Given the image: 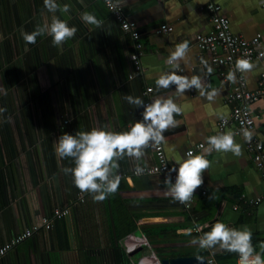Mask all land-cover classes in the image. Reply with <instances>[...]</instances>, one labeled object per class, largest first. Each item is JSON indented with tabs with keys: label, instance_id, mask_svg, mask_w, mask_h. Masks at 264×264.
Masks as SVG:
<instances>
[{
	"label": "crops",
	"instance_id": "obj_1",
	"mask_svg": "<svg viewBox=\"0 0 264 264\" xmlns=\"http://www.w3.org/2000/svg\"><path fill=\"white\" fill-rule=\"evenodd\" d=\"M114 1L122 6L125 16L140 30L144 70L129 78L133 71L132 62L120 42L114 45L118 50L113 53L114 63L110 61L113 80L106 75L107 68L102 58L100 65L106 77L103 83L106 92L104 97L100 95L98 108L87 110V131L94 127L126 131L130 124L142 120L143 108L128 104L124 99L127 95L152 102L157 96L174 92V85L169 90L157 89L155 79L169 70L166 57L180 42H189V52L181 61L182 71L177 74L189 77L203 75L200 71L203 53L196 47L195 39L197 34H206L212 29L205 10L208 0ZM218 2L235 33L245 38L259 37L264 44V0ZM75 4H78L77 0ZM164 25L171 28L170 32L159 31ZM208 63L213 73L205 78L206 83L219 90L214 101L200 96L195 89L173 97L183 111L175 117L178 126L164 133L163 147L169 163L177 168L179 165L175 160H182L193 144L205 142L208 136L215 135L218 121L228 116L233 108L227 98L237 82L231 83L226 79L230 71L222 76L217 66ZM252 63L255 67L245 73V77L249 88L256 90L264 73V58ZM148 87L153 88L150 96L144 93ZM251 109L256 116L255 133L264 145V99L254 102ZM226 132L234 133L243 155L237 157L232 153L215 151L207 155L211 166L202 174L203 183L195 191V201L190 210L166 195L167 186L162 175H132L134 162L128 157L119 161V173H130L131 176L121 178L115 194L100 202L94 201L90 194L84 204L76 203V191L70 188V177L62 168L50 178L37 177L39 175L36 176L30 165L32 158L26 154V167L17 176L16 185L10 189L9 182L6 183V195L0 197V249L26 228L34 223L40 224L43 217L48 216L44 215L48 205L54 209L59 205L71 206L72 212L65 218L68 229L39 230L4 255L0 253V264H163L164 259L197 255L207 260L209 255L215 264H236L239 257L236 253L218 248L201 250L191 243L192 237L209 231L216 222L237 229L249 228L253 246L259 251V244L264 242V204L251 206L241 197L264 194V176L251 158L243 136L235 133L234 126ZM202 152L203 149L197 154ZM154 156L155 148H147L139 165L151 164ZM202 190H206V194ZM54 209L52 219H55ZM196 225L200 226L201 232L193 231L192 237L178 233V230L195 228Z\"/></svg>",
	"mask_w": 264,
	"mask_h": 264
},
{
	"label": "trees",
	"instance_id": "obj_2",
	"mask_svg": "<svg viewBox=\"0 0 264 264\" xmlns=\"http://www.w3.org/2000/svg\"><path fill=\"white\" fill-rule=\"evenodd\" d=\"M57 2L71 5L69 13L56 15L78 29L62 51L52 45L51 36L26 44L20 35L21 28L31 32L37 24L51 21L53 14L44 8V0H0V108L6 109L0 114V197L6 195V183L10 189L16 185L26 167V154L32 158L30 165L37 177L50 178L60 168L74 166L71 158L57 157L54 142L65 133L87 131V110L98 108L100 95L104 97L106 92L100 62L103 58L106 75L113 80L110 61L118 50L114 48L117 42L134 69L130 57L137 41L122 29L102 0H77V5L75 0ZM84 12L101 20L102 28L84 23ZM67 176L77 197L80 190L71 175ZM53 209L48 205L44 215L51 218ZM52 221L51 230L68 229L65 218Z\"/></svg>",
	"mask_w": 264,
	"mask_h": 264
},
{
	"label": "clouds",
	"instance_id": "obj_3",
	"mask_svg": "<svg viewBox=\"0 0 264 264\" xmlns=\"http://www.w3.org/2000/svg\"><path fill=\"white\" fill-rule=\"evenodd\" d=\"M44 8L53 14L51 21L37 24L31 32L21 28L20 35L26 44H35L38 37L51 36L52 45L62 51L63 45L76 35L78 29L75 26H69L56 13H69L71 5L65 3L61 6L57 0H44ZM81 20L86 24L102 28V21L92 13L84 12ZM27 50L26 48L25 51ZM188 52V41L176 44L175 49L166 57L169 70L155 79L157 89L169 90L174 85V92L167 96H157L147 104L138 96L124 97L128 104L143 108V119L130 124L128 130L111 131L94 127L90 131H77L75 135L65 133L54 142L57 157L71 158L74 162V166L65 167L63 171L71 175L74 185L81 193L91 194L94 201L100 202L118 191L121 182L119 161L125 157L140 161L147 148L158 149L165 141L164 133L178 126L175 117L182 114L183 109L173 97L183 96L186 91L195 89L208 101L215 100L219 90L212 88L210 83H206L205 78L213 73V68L206 59L203 57L200 59L202 65L200 71L203 75L189 77L177 74L180 71L181 61L185 59ZM254 67L249 58H238L235 62L236 71H230L226 79L236 83V72L248 73ZM5 111V108H0V114ZM242 135L248 143H251L254 138V132L248 128L242 129ZM206 143V148L201 146L202 153L196 154L189 150L182 160H175L179 165L178 169L174 165L165 179L166 195L171 197L173 202L191 207L192 197L203 183L202 174L211 166L210 160L206 158L207 155L213 151L232 153L237 157L243 155L242 146L236 143L233 132H219L211 135L207 137ZM257 147H264V145L258 144ZM143 172L144 168L138 165L136 173L139 175ZM172 172L176 173L174 183L171 179ZM193 231L201 232L200 226L181 229L178 233L192 237ZM191 243L201 250L218 248L221 251L236 253L240 264H264V242L259 244L260 250L256 251L252 243V232L247 227L237 229L223 222H216L210 226L209 231L192 237ZM196 258L202 261L199 255Z\"/></svg>",
	"mask_w": 264,
	"mask_h": 264
},
{
	"label": "built area",
	"instance_id": "obj_4",
	"mask_svg": "<svg viewBox=\"0 0 264 264\" xmlns=\"http://www.w3.org/2000/svg\"><path fill=\"white\" fill-rule=\"evenodd\" d=\"M107 8L112 12L116 20L121 24L122 29L131 35V37L137 41L136 52L131 55V60L134 62V69L129 74V78H133L135 73L143 72L144 68L141 63V58L144 54V45L140 41V30L136 23L129 20L124 12L122 6L114 0H102ZM264 3V2H263ZM264 6V4H263ZM115 9V10H113ZM205 10L209 14L210 21L212 22V29L206 33H199L196 35L195 45L198 50L203 53V58L206 59L211 64L218 67L222 76L226 75V72H235V62L238 58H249L251 62L255 60H262L264 58V44L259 37L245 38L243 35L235 33L231 28V22L227 15L222 12V6L218 0H208L205 6ZM171 28L164 25L160 28V32H170ZM139 40V41H138ZM205 55V56H204ZM135 57V59H133ZM182 71V69H180ZM237 84L230 91L227 98V102L233 104L231 113L228 116L222 117L217 124V133L226 132L230 126H234L235 133L237 135H242V129L248 128L254 132V138L251 143L245 141L246 148L254 160L257 168L262 172L264 176V147L258 148L257 145H263L259 136L255 133V122L256 116L252 112L251 105L260 99H264V73L262 74L259 85L256 90H251L248 86L245 73L241 74L236 72ZM153 91L152 87H148L144 92L146 96H150ZM147 100L145 104L150 103ZM216 133V134H217ZM211 136V135H210ZM209 137V136H208ZM201 146H207L205 142H198L193 144L187 151L191 150L197 154V152L203 149ZM186 151V152H187ZM134 166L132 168V175L142 176V175H162L163 180L168 177L170 170L173 165L168 161L167 155L164 151L163 143L158 149H155V156L151 164L139 165V161L133 159ZM143 167V174H137V166ZM178 169V168H177ZM121 178L130 177V173H119ZM176 173H171V179L173 183L175 182ZM203 194H206V190H202ZM87 193L78 192L77 201L80 203H85L87 199ZM246 204L251 206H257L264 204V194L247 198L246 196L241 197ZM195 201V193L192 197L191 207H186L184 204L180 205L190 210ZM238 207L235 206V209ZM71 206L56 207L54 209V217H66L71 213ZM52 218L48 216L43 217L40 224L34 223L31 227L25 229L24 232L18 234L11 241L6 243L1 249V255H4L7 251L11 250L13 247L21 244L26 239L32 237L39 229L44 226L46 230L52 228ZM208 264H215L213 259L208 260ZM239 262V257L237 263Z\"/></svg>",
	"mask_w": 264,
	"mask_h": 264
},
{
	"label": "water",
	"instance_id": "obj_5",
	"mask_svg": "<svg viewBox=\"0 0 264 264\" xmlns=\"http://www.w3.org/2000/svg\"><path fill=\"white\" fill-rule=\"evenodd\" d=\"M202 261H198L196 257H179L174 259H164L163 264H207L208 260L201 257Z\"/></svg>",
	"mask_w": 264,
	"mask_h": 264
},
{
	"label": "bare ground",
	"instance_id": "obj_6",
	"mask_svg": "<svg viewBox=\"0 0 264 264\" xmlns=\"http://www.w3.org/2000/svg\"><path fill=\"white\" fill-rule=\"evenodd\" d=\"M64 208H65V207H64ZM71 212H72V209H71ZM70 214H71V213H70ZM70 214H69V215H70ZM69 215H68V216H69ZM68 216H66V217H68ZM66 217H62V218H66ZM55 218H56V217H55ZM58 218H59V217H58ZM62 218H60V219H62ZM52 228H53V223H52ZM52 228H51V229H52ZM51 229H49V230H51ZM39 230H46V229H45L44 226H42ZM37 232H38V231H37ZM35 234H36V233H35ZM35 234H34V235H35ZM34 235H33V236H34ZM33 236H32V237H33ZM30 238H31V237H30ZM28 239H29V238H28ZM26 240H27V239H26ZM26 240H25V241H26ZM22 243H23V242H22Z\"/></svg>",
	"mask_w": 264,
	"mask_h": 264
}]
</instances>
